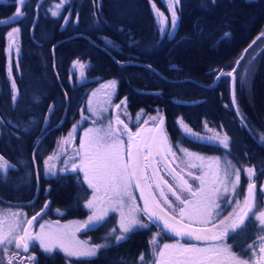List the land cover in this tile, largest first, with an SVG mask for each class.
Returning a JSON list of instances; mask_svg holds the SVG:
<instances>
[{
  "label": "trees",
  "instance_id": "1",
  "mask_svg": "<svg viewBox=\"0 0 264 264\" xmlns=\"http://www.w3.org/2000/svg\"><path fill=\"white\" fill-rule=\"evenodd\" d=\"M153 2L161 7L159 0ZM58 3L25 0L26 15L2 25L15 13L16 4L0 0V156L12 165L6 178L0 174V198L21 202L33 198L34 163L38 191L31 203L20 207L32 214L48 200L38 218L65 220L86 215L89 190L81 173L55 169L56 175L45 176L43 164L58 139L66 138L76 123L87 90L96 81L108 79L116 82L117 100L127 98L123 105L128 111L163 116L169 137L179 145L200 153L211 148L206 153L214 157H237L240 167H252L264 176V46L249 48L250 53L236 66V114L229 100L228 77L221 76L264 26V0H180L171 36L161 34L150 0H68L57 10ZM53 10L58 11L55 17ZM13 27L21 29L19 53L14 47L7 54L6 37ZM75 61L84 65L81 80L71 74ZM123 61L128 63L118 64ZM244 69L241 82L238 73ZM237 116L243 125L237 123ZM178 120L192 131L205 128L213 133L210 137L227 134L229 148L185 135ZM54 210L61 214L53 215ZM134 234V245L141 246L140 232ZM57 254H39L38 260L66 262Z\"/></svg>",
  "mask_w": 264,
  "mask_h": 264
},
{
  "label": "snow or ice",
  "instance_id": "2",
  "mask_svg": "<svg viewBox=\"0 0 264 264\" xmlns=\"http://www.w3.org/2000/svg\"><path fill=\"white\" fill-rule=\"evenodd\" d=\"M66 3L68 0H60L55 8L59 10ZM179 3L180 0H170L168 4L172 29H175L177 24L176 6ZM15 4V13L10 18L12 21H17L26 15L23 11L25 0H15ZM153 10L160 24L161 34L171 36L172 32L165 28L164 14L156 9L155 4H153ZM51 14L55 17L58 11L53 10ZM3 23H8V21H3ZM20 31V28L13 27L7 33L9 38V44L5 49L7 54H10L14 47L19 53ZM242 59L243 55L236 61L237 66ZM73 67H79L82 70L84 65L75 61ZM236 71L234 67L229 72H221V76L232 77L233 84H235ZM8 75L12 79L11 64L8 66ZM243 79L242 77L241 82ZM104 87L114 89L116 82L110 81ZM12 100L15 104L17 90L14 80ZM126 100L127 98L120 104L126 105ZM236 103L235 94H233V106H236ZM116 107L119 108L120 105ZM88 111L93 116H97L101 121L100 126L85 130L76 152L79 160L73 159L70 169L66 162L65 168L60 170L83 173L84 183L92 190L91 198L87 199L84 204V207L90 210L87 219L83 222H74V231L68 226L63 229H52L51 226L41 224V231L34 234L29 231V227L40 213L23 222L19 220L21 215L19 212L0 213V248L7 252L8 246L14 245L17 250L22 249L28 252L32 243L38 241L46 253L59 250L65 257L77 260L95 257L98 249L106 248L108 244L90 246L86 241L78 240L75 232L82 229L91 231L106 227L111 219L109 213L118 212L120 234H116V229L113 228L106 233L105 240L111 237L119 242L127 239V234L138 228L146 229L153 223L157 224V228L160 224L163 225V229L157 231L149 241L151 256L149 257L146 253L140 254L139 259L143 264H264V206L259 203L254 168L248 167L241 170L230 160L222 163L220 157L201 156L186 148H180L183 157H178L164 130L163 116H159L158 123L149 130L151 135L144 136L140 128L136 132L130 131L128 125L119 117L115 121L109 119L105 125L93 107L91 99L88 102ZM237 115H240L239 110ZM87 118L82 116V119ZM137 118L139 119V114ZM152 119L156 120L157 117ZM96 123L97 120H93V124ZM177 123L187 134L197 136L182 120H178ZM75 130L74 126L68 137L58 141V150L70 142ZM198 138L204 139V137ZM207 139L217 142L224 149L229 148L227 134L222 136L217 134ZM261 142H264V135L261 136ZM58 154L59 151L54 153V155ZM169 156L173 158L171 162L167 160ZM157 157L160 159L157 160ZM53 158L49 156L48 161ZM48 161H45L46 165ZM195 161L201 162L199 165L201 169L205 166V161L209 162L207 167L211 169L213 186H208L206 177L209 173L201 171L196 174L186 171V168L198 167ZM154 165L161 167H154ZM11 167L12 165L0 156V174L6 178L7 170ZM53 168L54 166L46 168L45 174L56 175ZM149 170L151 175H147ZM242 171L247 173L248 184L246 194L241 199L238 188L241 184ZM186 176L199 181V187L194 188L189 179L185 178ZM77 182H79V177H77ZM136 191L140 193L139 199L143 201L142 208L137 205V197L134 194ZM259 191L264 193V186ZM184 193H188L194 199H188L183 195ZM47 207L48 204H45V208ZM228 208H231V211L223 215ZM22 224L27 226L21 227ZM250 228L259 229L257 240L249 244L247 250L237 251V246L228 241L247 235ZM161 232L171 233L180 239L172 244H163L161 247L157 240ZM182 239L186 242L181 243ZM28 259L34 260L35 257L29 256ZM8 264H12L11 259L8 260Z\"/></svg>",
  "mask_w": 264,
  "mask_h": 264
},
{
  "label": "rangeland",
  "instance_id": "3",
  "mask_svg": "<svg viewBox=\"0 0 264 264\" xmlns=\"http://www.w3.org/2000/svg\"><path fill=\"white\" fill-rule=\"evenodd\" d=\"M158 1V0H157ZM161 2V7L158 6V5H155L156 6V9L163 13L164 14V17L166 19V24H165V28L167 29V31H170L172 29L171 27V12L169 11V8H168V4L170 2V0H159ZM151 8H152V11H153V14H154V17H155V20H156V24L160 30V24L157 22V16H156V12H154L153 10V4H155L153 2V0H151ZM162 4H164L167 8V10H163L162 9ZM262 33H264V26L261 28V30L252 38V40L246 45V46H255V45H258V47H262L264 46V35H262ZM259 37V38H258ZM253 41H255V43H253ZM6 46H8L9 44V38L8 36L6 37ZM245 46V47H246ZM251 47H248L247 50ZM250 52L249 51H246L245 50L241 51L240 55L236 58L235 62L240 59V57L243 55H248ZM241 61V60H240ZM235 62L233 64V66L235 65ZM74 63V62H73ZM82 64V63H81ZM237 66V64H236ZM235 66V68H236ZM233 68V67H232ZM231 68V69H232ZM230 69V70H231ZM245 69L244 70H240V72L238 74L241 75V78L243 77L242 75L245 74L244 73ZM81 72H83V74L81 75ZM71 74L73 76V78L77 79V80H81L83 77H84V68L81 70L79 67H73V64L71 65ZM218 77H219V73L216 74ZM216 76V77H217ZM217 77V79H218ZM228 77V76H227ZM229 78V77H228ZM244 78V77H243ZM214 80L215 82L217 81ZM110 81H114V80H104V81H96L93 86L87 90L85 96L83 97L82 99V104H81V107L79 109V112H78V115L76 117V123L71 127L70 131L69 132H72L73 131V127L75 126V128L77 129V132H76V137L75 139L71 138L70 139V142L65 144L62 148H59L58 150V143L56 144L55 148L53 150V152L51 154H49L46 159L44 160V164H43V171H44V175L45 176H48V175H51L50 173L49 174H45L46 173V168L48 167H53V170H61V169H64L65 168V164L67 162V166L68 168L70 169L71 168V163H72V160H76L78 161L79 160V157L76 156V152L77 150L79 149V146H80V140L81 138H83L84 136V133H85V130L88 129V128H91V127H98L100 126V123L101 121L98 120L97 116H93L91 112L88 111V102L89 100L91 99L92 100V105L93 107L96 109V111L98 112L99 114V117L102 118V122L106 125L108 123V120L111 119L112 121L113 120V116H112V112L114 111V108L116 107V105H120L119 108L116 107L115 109V113L116 115L119 114V112L124 109V105L123 104H120L121 100H118L116 103H115V100H114V93H113V88H110V87H104V85H107ZM93 93H95V95H93ZM104 110V111H101V110ZM232 109L233 111L235 112L236 114V108L235 106H232ZM154 115H156V113H154ZM154 115L150 116V118H153L155 117ZM82 116L84 117H88L87 119H82ZM236 121L239 125H242V122L240 120V118L237 116L236 117ZM93 120H97V123L94 125L93 124ZM155 121V120H154ZM181 130L183 132L184 129L181 127ZM68 132V134H69ZM194 133L197 134V136L195 137V139H199L198 137H204V139H200L202 141H205V142H208V143H214L216 144L217 142L215 141H209L207 139V137L209 136V134H213L212 132H208V130H206L205 128L203 129L202 131V128L199 130V131H193ZM68 134H67V137H68ZM219 134V133H218ZM189 135V134H188ZM208 135V136H207ZM191 136V135H189ZM73 137V136H72ZM193 137V136H192ZM210 137V136H209ZM65 138V137H63ZM124 139L126 140L127 138L124 137ZM61 139H58V141H60ZM57 141V142H58ZM69 144V145H68ZM177 145L178 142H177ZM180 148H186L188 149V147L184 144H180L179 147H177L178 151L180 153H178V155L180 157H183V152L180 151ZM189 151L191 152H194V153H197L201 156H205V157H214L213 154H207L206 151L208 150H211V148H206V151L205 153H200V152H197V151H193V150H190L188 149ZM57 151H59V154L58 155H54V153H56ZM49 156H53L54 158L50 161H48V157ZM233 160H230L228 157L227 158H221V161L222 163H224L225 161L227 160H230L233 164L236 165L237 168H240L241 170H243L244 168H248V167H244V165H242L240 167V165L237 163L239 162V159L237 157L233 158L231 157ZM45 161H48V164L46 165L45 164ZM195 163L198 165L197 168L195 169H191L192 172L196 173V174H199L201 171L205 172V173H209V175L206 177L207 181H208V186H213L212 185V180H213V177L211 175V169H209L207 167V164L209 163L208 161H205V166L201 169L199 167L200 165V161H195ZM81 176H82V179L84 181V178H83V173H81ZM244 176L247 177V174H244ZM262 180L258 183V187H259V190L262 186H264V176H262ZM248 178V177H247ZM246 178V179H247ZM196 184L197 186L195 188H198L199 187V181H196ZM248 184V182H247ZM86 187L88 188L87 184H85ZM89 194L85 200V202L87 201V199L91 198V195H92V190L89 189ZM258 196H260L262 198V206H264V193H260V191H258ZM188 199H194L193 197L189 196ZM84 202V204H85ZM85 208V207H84ZM86 210V215L83 217V218H80V219H65V220H60L58 218H50V217H40V218H37L34 225L31 227V232L32 233H38L41 231L40 229V225L43 224L45 226H51L52 229H63L65 226H68V228L70 230H75V224L74 222H83L87 219L88 215L90 214V210L85 208ZM10 212H19L21 213V215L19 216V220L20 221H26L28 220V218L30 216H32V214H30V212L28 210H24L22 207H20V210L17 209V210H14V207H9V206H0V213H10ZM52 214L55 215V216H59L61 214L60 211L58 210H54L52 211ZM109 217H111L110 219V222L108 223L109 225H107L108 227H112V225H116L117 226V229H118V232H119V213L118 212H113L111 213V215H109ZM24 224L21 225V227H23ZM75 236L78 240L80 241H86L90 246L92 245V241L91 240H87L86 238H83L82 237V234L80 231H76L75 232ZM174 237V236H172ZM35 243V244H34ZM34 243H32V246H30V248L32 249V251L36 250L38 252V254H46V255H49L51 253H46L39 245V242L38 241H35ZM172 243H175V242H168L167 244H172ZM14 247V245H10L8 246V250H12V248ZM3 248H0V250H2ZM22 255H25L27 257V252H24L22 249H19L18 250ZM29 251H31L29 249ZM28 251V252H29ZM54 251H58L60 254L58 255L59 257H62L64 259H67L66 262H70L71 260H77L75 258H68V257H65L64 254L62 252H60L59 250H54ZM29 256H32V255H29ZM28 256V257H29ZM27 257V258H28ZM33 257V256H32ZM70 260V261H69ZM80 262H83V259H80L79 260ZM28 260L26 258H24L23 256L20 257V261H18L17 264H27ZM84 263V262H83Z\"/></svg>",
  "mask_w": 264,
  "mask_h": 264
},
{
  "label": "flooded vegetation",
  "instance_id": "4",
  "mask_svg": "<svg viewBox=\"0 0 264 264\" xmlns=\"http://www.w3.org/2000/svg\"><path fill=\"white\" fill-rule=\"evenodd\" d=\"M114 100H115V103L118 101L116 97H114ZM115 109H116V107L114 108V111L112 112V116H113L114 121L116 120L117 117H119V119L123 120L128 125L130 131L136 132L137 129L140 128L142 130V135H144V136H150L151 132L149 130L153 129L154 126L158 123L159 115L157 113H156V115H154V113L151 114V113H147L146 111H141V110H137L135 112H130L124 107V109H122L119 112V114L116 115ZM138 114H139V119L137 118ZM152 115L157 117V119L155 121L152 118H150V116H152ZM145 121H147V123H145ZM163 127H164V130H165L168 138H169V142L172 145L173 151H175L177 156L180 157L178 155V153H180V152L177 149L176 140L170 138L168 135L167 129L165 128L164 125H163ZM121 131H122V128H121ZM183 133L186 135V132H183ZM196 140H200V139H196ZM200 141H202V140H200ZM217 144L218 143H216L215 145H217ZM211 145H212V143H211ZM213 145H214V143H213ZM156 159L159 160L160 157H157ZM167 160L169 162H171L173 160V158L171 156H169V157H167ZM177 162H179V161H177ZM154 167H161V166L160 165H154ZM173 167H174V165H173ZM186 171H191V169L186 168ZM255 171H256V176L254 179H255L256 184H257V194H258L259 193L258 192L259 191L258 183L262 180L263 177L259 175L257 170H255ZM161 174L163 175L162 172H161ZM244 174H247V173L242 171L241 184L238 188V192L241 193V197H240L241 199L243 198V195L246 194V191H247L248 178L246 176H244ZM147 175H151L150 170L148 171ZM185 178L189 179V182L193 185L194 188L197 186L196 181L192 180L191 177L186 176ZM168 179H170V178H168ZM233 179H234V177H233ZM157 195H158V193H157ZM183 195H185L187 198L190 196L188 193H184ZM258 199H259L260 205L262 206V198L260 196H258ZM137 205L140 207L138 201H137ZM0 206H3V207L4 206H13L14 210H17V209L20 210L21 205H14L11 203H7V200L0 198ZM230 211H231V208H228V210L226 212H224L223 215H227L228 212H230ZM111 213H113V212H110L109 215H111ZM112 227L116 229V234H120L118 232L116 225H112ZM111 229H112L111 227L106 226V227H101V228H98L97 230H91V231L83 230V229L80 230L82 237L86 238L87 240L88 239L91 240L92 245H100V244H106V243L108 244V247L98 249V253L95 257L83 258L84 263L81 262L80 264H85L86 261H90L91 259H93V262H92L93 264H143V262L140 261V259H139L140 254L146 253L149 257L151 256V251H150L151 246L149 245V241L157 233V231L161 230L160 227L157 228L156 223H153L152 225H150L149 228H146V229L138 228L134 232L128 233L127 239L117 242L114 238H111V237L109 238V240H105L106 233L110 232ZM258 231H259L258 228H250L247 232V235L239 236L234 240H229L228 242L236 245L237 251L247 250L248 245L257 240V232ZM136 232H140V234H141V244H140L141 246H139V244H138L137 245L138 247H136L134 245V241H133V238H135L134 236H136L134 233H136ZM177 239H180V238L169 236L165 232H161V235L159 237H157L158 244L161 247L163 246V244H167L168 242H175ZM185 242H186L185 240H183V239L181 240V243H185ZM188 242L189 243H197L195 241H188ZM134 247H136V249ZM29 249L31 251L27 252V257L29 255H32L33 257H35L34 260H29L25 255H22L15 248V246L12 248V250H8L7 252H5L3 249L0 250V264H8L9 259L12 260V264H17L18 261H20V257H22V256L28 260L27 264H51L50 259H46L45 262H40L38 260V255H39L38 252L36 250L32 251L31 248H29ZM14 253H15V256H14ZM62 264H70V263L69 262H63Z\"/></svg>",
  "mask_w": 264,
  "mask_h": 264
},
{
  "label": "water",
  "instance_id": "5",
  "mask_svg": "<svg viewBox=\"0 0 264 264\" xmlns=\"http://www.w3.org/2000/svg\"><path fill=\"white\" fill-rule=\"evenodd\" d=\"M6 21H8V23H11V22H12L11 19H8V20H6ZM8 23H3V22H2V24H8ZM248 47H249V45L246 46V47L243 49V51H244L245 49H247ZM126 63H128V62H127V61H123V62H119L118 64H126ZM235 66H236V62H235V65L233 66V68H234ZM233 68H232V69H233ZM232 69H231V70H232ZM231 70H230V71H231ZM217 77H218V76H217ZM217 77H215V80L217 79ZM232 87H233V80H232V77H229V94H230L231 102H232ZM63 93H64V92H63ZM64 96H65V93H64ZM65 102H66V97H65ZM232 106H233V103H232ZM63 113H64V112H63ZM44 133H45V132H44ZM42 135H43V134H42ZM42 135H41V136H42ZM39 139H40V137L37 139V141H36V143H35V145H34L32 151L35 150V147H36L37 143L39 142ZM33 170H34V178H35V181H36V187H35V192H34V196H33V198H32L30 201H23V202H8V203H11V204H18V205H24V204L31 203V202L33 201V199H34V197L36 196L37 191H38V187H37L38 175H37L36 166H35L34 163H33ZM135 193H136V195H137V197H138L139 203H140L141 208H142V207H143V201L139 199L140 193H139L138 191H136ZM47 203H48V200H46V201L43 203V205L40 207V209H39L36 213H34L32 216H30L28 219H31L33 216H36L37 213H40V214L43 213V212L45 211V209H46V208H45V204H47ZM42 210H43V211H42ZM36 219H37V216H36ZM35 221H36V220H35ZM35 221H33L32 225L29 227V231H30V232H31V227L34 225ZM157 223H159V222H157ZM25 226H27V225L24 224L23 227H25ZM159 227H160L161 229H163V225H162V224H160ZM167 233H168V232H167ZM168 234H170L171 236H173L171 233H168Z\"/></svg>",
  "mask_w": 264,
  "mask_h": 264
}]
</instances>
